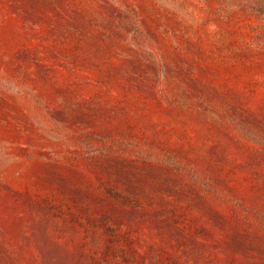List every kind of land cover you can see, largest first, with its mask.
Segmentation results:
<instances>
[{"label":"rangeland","instance_id":"obj_1","mask_svg":"<svg viewBox=\"0 0 264 264\" xmlns=\"http://www.w3.org/2000/svg\"><path fill=\"white\" fill-rule=\"evenodd\" d=\"M0 264H264V0H0Z\"/></svg>","mask_w":264,"mask_h":264}]
</instances>
